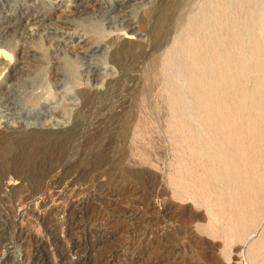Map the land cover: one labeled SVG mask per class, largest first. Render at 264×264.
I'll list each match as a JSON object with an SVG mask.
<instances>
[{"label": "rangeland", "instance_id": "obj_1", "mask_svg": "<svg viewBox=\"0 0 264 264\" xmlns=\"http://www.w3.org/2000/svg\"><path fill=\"white\" fill-rule=\"evenodd\" d=\"M109 1L18 0L21 11L12 16L0 0V264H263L252 262L248 249L264 236V217L240 239L210 234L204 226L224 231L223 218L178 187L179 168L192 156L170 127L167 78L185 90L189 106L192 99L182 66L164 72L161 64L175 58L190 18L212 16L210 0H133L132 24L102 27ZM245 11L249 23L254 18ZM34 19L47 27L36 37ZM255 22L264 46V0ZM116 32L132 37L131 45L119 44L132 47V58L119 67L105 50L96 58L100 78L81 76V58L98 42L112 43ZM244 42L246 51L247 33ZM107 77L116 85L108 87ZM31 79L43 89L41 99L25 93L27 107L44 103L37 122L18 118L10 95L9 104L1 99L7 86ZM79 84L97 92L88 109Z\"/></svg>", "mask_w": 264, "mask_h": 264}, {"label": "bare ground", "instance_id": "obj_2", "mask_svg": "<svg viewBox=\"0 0 264 264\" xmlns=\"http://www.w3.org/2000/svg\"><path fill=\"white\" fill-rule=\"evenodd\" d=\"M1 1L12 12V16L20 13L18 0ZM132 1L104 2L106 8L100 11L99 24L104 27V23L112 25L119 19L132 24L131 14H136L131 8ZM210 2L212 16L206 18L198 15L190 18L186 26V33L189 35L183 42L178 40L174 46L175 58L164 59L160 64L164 72L177 64L182 66L188 90L186 91L192 99V105L189 106L182 94L185 90L181 92L176 82L174 83L171 77L167 78L170 94L168 104L172 112L170 127L187 142L192 156V164L183 161L179 168L178 187L188 194L189 198L209 206L225 221L224 231L212 226H204L203 230L227 239H240L258 227L264 217V46L255 22L258 0H210ZM245 10L254 18L249 23L242 20L241 15ZM62 20L58 23L63 28L65 21ZM42 21L34 19L33 22H29L30 26H34V33L30 36L36 37L41 31H46L47 27ZM47 33L51 34L52 31ZM246 33L249 35V43L247 50L244 51ZM110 37L112 43L107 45L98 42L89 49L87 53L89 58H81L79 64L81 76L85 75L88 80L100 78L101 66L96 62V58L104 54L105 50H110L108 53L119 67L122 58L126 60L132 58L130 57L132 54L129 53L131 46L126 49L119 46L131 45L130 35L116 32ZM19 38L25 44L28 33L23 29ZM40 40L45 41L42 36ZM81 41L83 40H79ZM57 42L58 40L53 37L49 39L51 46ZM62 76L61 85L68 86L66 74L63 73ZM105 79L108 87L117 83L115 78ZM38 84L36 79L18 80L15 84L7 86L4 92L6 94H1V99L10 103V95L15 100L12 104L19 108L12 105L17 111L16 114L20 116L18 118L37 122V119L42 117L40 110L44 103L39 102L34 106L32 103V106L27 107L25 93L27 91L29 97L41 99L43 89H40ZM75 87L82 94L83 108L88 109L97 92L83 84ZM16 180V177L9 179L11 182ZM259 249L262 251L260 257L256 255ZM248 254L252 262L260 258L264 264V236L257 247L248 249Z\"/></svg>", "mask_w": 264, "mask_h": 264}]
</instances>
